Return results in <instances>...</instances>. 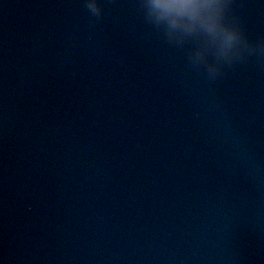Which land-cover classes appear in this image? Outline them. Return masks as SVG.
Here are the masks:
<instances>
[{"label":"water","instance_id":"obj_1","mask_svg":"<svg viewBox=\"0 0 264 264\" xmlns=\"http://www.w3.org/2000/svg\"><path fill=\"white\" fill-rule=\"evenodd\" d=\"M99 3L0 0V264H264V57L210 81Z\"/></svg>","mask_w":264,"mask_h":264},{"label":"clouds","instance_id":"obj_2","mask_svg":"<svg viewBox=\"0 0 264 264\" xmlns=\"http://www.w3.org/2000/svg\"><path fill=\"white\" fill-rule=\"evenodd\" d=\"M234 0H136L144 22L169 45L187 47L190 67L210 81L254 55L264 57V40L251 41L234 15ZM89 24L103 18L99 0H83Z\"/></svg>","mask_w":264,"mask_h":264}]
</instances>
